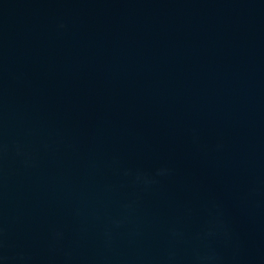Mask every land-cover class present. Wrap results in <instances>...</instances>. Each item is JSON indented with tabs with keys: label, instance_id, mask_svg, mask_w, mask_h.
<instances>
[{
	"label": "water",
	"instance_id": "water-1",
	"mask_svg": "<svg viewBox=\"0 0 264 264\" xmlns=\"http://www.w3.org/2000/svg\"><path fill=\"white\" fill-rule=\"evenodd\" d=\"M0 264H264V0H0Z\"/></svg>",
	"mask_w": 264,
	"mask_h": 264
}]
</instances>
